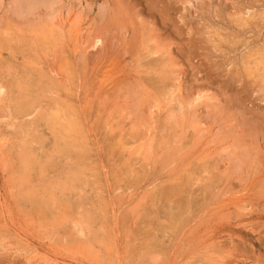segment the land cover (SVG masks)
I'll list each match as a JSON object with an SVG mask.
<instances>
[{
    "label": "rangeland",
    "instance_id": "obj_1",
    "mask_svg": "<svg viewBox=\"0 0 264 264\" xmlns=\"http://www.w3.org/2000/svg\"><path fill=\"white\" fill-rule=\"evenodd\" d=\"M263 34L264 0H0V264H264Z\"/></svg>",
    "mask_w": 264,
    "mask_h": 264
},
{
    "label": "bare ground",
    "instance_id": "obj_2",
    "mask_svg": "<svg viewBox=\"0 0 264 264\" xmlns=\"http://www.w3.org/2000/svg\"><path fill=\"white\" fill-rule=\"evenodd\" d=\"M247 9V8H246ZM244 10V9H243ZM254 10V9H253ZM246 11V10H245ZM244 11V12H245ZM247 13V12H246ZM260 13V12H259ZM255 14V13H254ZM243 15H244V13H242V17H243ZM246 15V14H245ZM260 15V14H259ZM246 19V18H245ZM261 20V19H260ZM242 21V20H241ZM240 22V21H239ZM250 22V21H249ZM251 24V23H250ZM254 24V23H253ZM257 26V25H256ZM245 31V30H244ZM220 34V33H219ZM264 35V34H263ZM219 36V35H218ZM219 37H221V36H219ZM223 39V38H222ZM251 38L248 40V42L250 43L251 42ZM99 42H100V40H96L95 41V43H94V47L95 46H97L98 44H99ZM247 42V43H248ZM264 42V41H263ZM248 43V44H249ZM220 44H221V42H220ZM246 44V43H245ZM243 45V44H242ZM260 45V44H259ZM262 45V44H261ZM246 46H247V44H246ZM247 48V47H246ZM254 48H256V47H254ZM260 48V47H259ZM217 49H219V47L217 48ZM242 49V48H241ZM244 50V49H243ZM258 50V49H257ZM239 51V50H238ZM251 53H252V51H251ZM254 53H256V52H254ZM246 54V53H245ZM249 55V54H248ZM247 56V55H246ZM252 56H253V54H252ZM256 56L258 57V58H256ZM256 56H253L252 57V59L253 60H251L250 61V59H249V61H248V65L250 66L249 67V70L251 69V71L253 70V68H257V71H256V73H258V71H260L261 70V67H263L264 68V49H263V51L262 52H259L258 53V55L256 54ZM259 59H260V61H259ZM254 64V65H253ZM253 65V67H251ZM246 67H248L247 65H245ZM54 68H55V66H54ZM52 69H53V67H52ZM263 70V69H262ZM57 71V70H56ZM248 71V70H247ZM55 72V71H54ZM264 72V71H263ZM59 73V72H58ZM262 73V72H261ZM258 74H260V73H258ZM263 74V73H262ZM57 75V74H56ZM252 76V75H251ZM262 76H264V75H262ZM259 77H260V75H259ZM263 78V77H262ZM264 79V78H263ZM263 81V80H262ZM48 82V81H47ZM51 82V81H50ZM264 83V82H263ZM50 84V83H49ZM46 85H48V83L46 84ZM54 85H55V88H57V87H59L60 85H57V84H55L54 83ZM1 86V85H0ZM50 86H52V85H50ZM3 89H5L3 86H1ZM0 87V88H1ZM46 87V86H45ZM45 87H41V88H45ZM166 87V86H165ZM50 88H52V87H50ZM164 88V87H163ZM169 88V87H168ZM167 88V89H168ZM34 89H35V86H34ZM61 89V88H60ZM171 89V88H170ZM170 89H169V91H170ZM2 89H0V91H1ZM41 90V89H40ZM48 90V89H47ZM50 90V89H49ZM52 90H53V92H54V90L55 89H53L52 88ZM162 90V89H161ZM43 91H44V89H43ZM51 91V90H50ZM50 91H49V94H50ZM52 92V93H53ZM168 91L166 90V93H167ZM2 93V92H1ZM30 93H33V92H31L30 91ZM44 93V92H43ZM34 94V93H33ZM55 94V93H54ZM58 94V93H57ZM171 94V93H170ZM173 94V93H172ZM164 95H166L165 93H164ZM44 96V95H43ZM60 96V95H59ZM165 97V96H164ZM44 98V97H43ZM166 98V97H165ZM0 99H1V97H0ZM23 100V99H22ZM37 100V99H36ZM38 100H41V99H38ZM42 101H43V99H42ZM36 103V102H35ZM38 103V102H37ZM42 103V102H41ZM40 102H39V105L41 104ZM32 104H34L33 102H30V101H28V100H25L24 102H22L21 103V105L18 107L19 108V110L20 111H22L23 113L25 112H27L28 110H30V107H31V105ZM39 105H38V107H39ZM72 107V106H71ZM33 108V107H32ZM32 108H31V110H32ZM33 111V110H32ZM30 113V112H29ZM28 113V114H29ZM20 114H21V112H20ZM27 114V113H26ZM25 114V115H26ZM31 114V113H30ZM23 115V114H22ZM24 115V117H26ZM32 115V114H31ZM30 116V115H29ZM27 118V117H26ZM47 122H48V124L53 128V131H54V129L57 131V134H58V139L59 140H61V141H57V143H59V144H61V147L63 148H60V149H62V152H60V153H63V152H65V153H67L66 152V150L69 152V150H75V149H83L82 148V146L85 144H83L82 142H83V139H85V137H84V132H83V129H82V126H81V124H80V121H79V119H78V117L76 116V114H75V112L74 111H72V109H70L69 107H64L62 104L60 105L59 104V102H58V104L56 103L55 104V106L51 109V111H50V113L48 112V114H47V116H46V119H45ZM86 142V141H85ZM85 145H87V143L85 144ZM88 146V145H87ZM41 149V148H40ZM56 149V148H55ZM43 150V149H42ZM59 150V149H58ZM84 151H85V149H83ZM37 152V151H36ZM40 152V151H39ZM45 154H47V153H45ZM58 154V153H57ZM56 154V155H57ZM70 154V153H69ZM53 156V155H52ZM139 156V155H138ZM142 156V155H141ZM54 157V156H53ZM23 159H22V165L20 166L21 167V169L20 170H22V174L25 176V179H27L29 176H30V174H31V172L35 169V168H38L39 167V165L37 164V160H36V158L33 156V153H31L30 151H27V153L25 154L24 153V156L22 157ZM48 158V157H47ZM46 158V159H47ZM53 159V158H52ZM48 160H50V157H49V159ZM48 160H47V163H48ZM51 162V161H50ZM148 167H149V165H148ZM91 169V168H90ZM87 170H89V169H87ZM74 176L76 175V174H73ZM77 176V175H76ZM75 176V177H76ZM37 179V178H36ZM70 180H72V179H70ZM78 180V179H77ZM62 181H63V179H62ZM29 182V181H28ZM68 183L70 182V181H67ZM66 182V183H67ZM33 183V182H32ZM62 183V182H61ZM54 184V183H53ZM59 184V183H58ZM61 185V184H60ZM68 185V184H67ZM71 185H75L76 186V184H75V182H74V184H73V182H72V184ZM62 186V185H61ZM61 186L59 187L60 189H61ZM75 186H74V188H75ZM78 186H80V184L78 185ZM70 187V186H69ZM72 188H73V186H71ZM56 188H58V187H56ZM67 188H68V186H67ZM77 188V187H76ZM54 189V188H53ZM69 189V188H68ZM52 190V189H51ZM71 190V189H70ZM53 191V190H52ZM52 191H50V197L48 198V200H45L43 197L44 196H42L41 194H39V192L38 191H30V192H28L27 194H26V196H24L25 197V200L26 201H28V202H30L31 204H33L35 207H37L38 208V210H41V209H43V210H46V209H49L50 207H52L51 205H52V203H53V198H55V196L53 195V193H52ZM41 192V191H40ZM46 192H47V194H48V192H49V190L47 189L46 190ZM68 192H69V195H70V191L68 190ZM72 192V191H71ZM74 192V191H73ZM41 193H43V192H41ZM61 193V192H60ZM56 194V193H55ZM68 194V193H67ZM66 194V195H67ZM58 195V194H57ZM61 195V194H60ZM65 195V196H66ZM63 196V195H62ZM57 197V196H56ZM64 197V196H63ZM69 198H70V196H69ZM57 199V198H56ZM56 199H54V200H56ZM67 198L65 197V200H66ZM68 200V199H67ZM69 201V200H68ZM55 203V202H54ZM31 204H30V206H31ZM56 204V203H55ZM62 204H63V202H62ZM26 206V205H25ZM33 206V207H34ZM54 206V205H53ZM31 208V207H30ZM66 208V207H65ZM69 208V207H68ZM60 210V209H59ZM50 211H51V213H53L52 212V209H50ZM68 212V211H67ZM44 214V213H43ZM60 214H61V212H60ZM46 215V214H45ZM52 215V214H51ZM64 215V214H63ZM65 216H67L66 214H65ZM46 217H48V216H46ZM69 218V217H68ZM90 219V218H89ZM91 220V219H90ZM79 224V223H78ZM82 224H84V223H82ZM77 225V224H76ZM78 226V225H77ZM81 227L83 226V225H80ZM85 226V225H84ZM79 227V226H78ZM80 227V228H81ZM79 228V229H80ZM87 228V227H86ZM86 228H83V229H86ZM81 230V229H80ZM76 231H78V230H76ZM82 231V230H81ZM82 232H84V231H82ZM86 232H87V230H86ZM81 234V233H80ZM87 234V233H86ZM86 234H85V236H86Z\"/></svg>",
    "mask_w": 264,
    "mask_h": 264
}]
</instances>
